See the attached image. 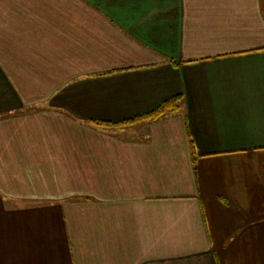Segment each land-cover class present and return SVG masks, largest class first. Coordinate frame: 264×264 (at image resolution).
I'll return each mask as SVG.
<instances>
[{
    "label": "crops",
    "instance_id": "1",
    "mask_svg": "<svg viewBox=\"0 0 264 264\" xmlns=\"http://www.w3.org/2000/svg\"><path fill=\"white\" fill-rule=\"evenodd\" d=\"M0 264H264V0H0Z\"/></svg>",
    "mask_w": 264,
    "mask_h": 264
},
{
    "label": "trees",
    "instance_id": "2",
    "mask_svg": "<svg viewBox=\"0 0 264 264\" xmlns=\"http://www.w3.org/2000/svg\"><path fill=\"white\" fill-rule=\"evenodd\" d=\"M173 64L178 65L179 62L172 60L171 61ZM183 100V95H176L173 96L164 102H162L160 105L155 107L154 109L137 115L132 118L120 120V121H109V120H93L91 123L94 125L103 128V129H115V130H122L125 129L126 127L132 126L134 124L140 123L142 121H152L155 120L167 113H172L175 111H178L180 109L181 102ZM191 152L192 156L195 159V153H194V146L191 143Z\"/></svg>",
    "mask_w": 264,
    "mask_h": 264
},
{
    "label": "rangeland",
    "instance_id": "3",
    "mask_svg": "<svg viewBox=\"0 0 264 264\" xmlns=\"http://www.w3.org/2000/svg\"><path fill=\"white\" fill-rule=\"evenodd\" d=\"M138 124H139V123H137V124H134V125H132V126H135V127H136V125H138ZM126 128H129V129H130V128H131V126H129V127H126ZM126 128H125V129H126ZM133 128H134V127H133ZM140 130H141V129H140Z\"/></svg>",
    "mask_w": 264,
    "mask_h": 264
}]
</instances>
